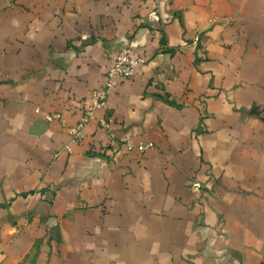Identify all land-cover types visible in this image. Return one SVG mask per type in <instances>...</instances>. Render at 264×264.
I'll use <instances>...</instances> for the list:
<instances>
[{
	"label": "crops",
	"instance_id": "0c3cea01",
	"mask_svg": "<svg viewBox=\"0 0 264 264\" xmlns=\"http://www.w3.org/2000/svg\"><path fill=\"white\" fill-rule=\"evenodd\" d=\"M0 264H264V0H0Z\"/></svg>",
	"mask_w": 264,
	"mask_h": 264
},
{
	"label": "built area",
	"instance_id": "2783aa9c",
	"mask_svg": "<svg viewBox=\"0 0 264 264\" xmlns=\"http://www.w3.org/2000/svg\"><path fill=\"white\" fill-rule=\"evenodd\" d=\"M146 64V59L144 57H134L130 54V51L124 49L120 51L113 62L112 67L106 75V81L102 88L94 91L90 99V105L85 112L83 119L76 126L70 128V135L76 143H82L84 140V130L86 125L90 120L94 118L96 110L103 108L108 100L109 91L114 86L116 80H126L130 79L135 75L137 69L141 65ZM47 122L61 121L62 118L59 114H49L46 116ZM153 144H148L146 146H140L139 151L144 152L149 148H152ZM130 150L131 146L128 147Z\"/></svg>",
	"mask_w": 264,
	"mask_h": 264
}]
</instances>
